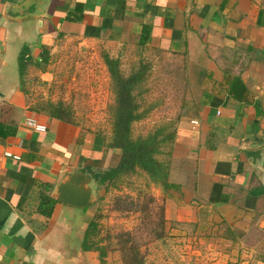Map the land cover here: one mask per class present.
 <instances>
[{
    "label": "crops",
    "instance_id": "1",
    "mask_svg": "<svg viewBox=\"0 0 264 264\" xmlns=\"http://www.w3.org/2000/svg\"><path fill=\"white\" fill-rule=\"evenodd\" d=\"M103 52L124 71L148 63L156 105L137 123L172 120L165 217L180 221L188 247L216 253L197 260L264 264V0H0V264H100L80 248L92 202L55 199L49 215L36 204L40 182L49 194L118 152L104 145L106 126L78 121L105 114ZM234 78L243 89L229 90ZM78 88L96 105L75 107L72 121L39 108L76 102Z\"/></svg>",
    "mask_w": 264,
    "mask_h": 264
},
{
    "label": "trees",
    "instance_id": "2",
    "mask_svg": "<svg viewBox=\"0 0 264 264\" xmlns=\"http://www.w3.org/2000/svg\"><path fill=\"white\" fill-rule=\"evenodd\" d=\"M102 59L108 73V89L111 94L110 101L106 104L109 119V133L106 136L104 145L109 148H117L114 160L105 168L90 170V176L98 188L107 190L117 188L123 179L130 174L143 175L153 183L158 184L163 191L168 192L176 188V184L168 181L167 163L159 155L166 152L173 139L171 129L172 120L160 119L153 122L145 132H134V123L144 119L155 102L145 100L146 78L148 75V63L139 59L127 71L120 68L117 57L102 53ZM25 56L21 53L18 56V67L21 72L25 65ZM243 89L239 78H234L229 90ZM39 108L48 115L57 117L64 121H72L69 105L62 101L45 100L39 104ZM38 201L36 209L44 214L51 213L56 201L48 193L49 184L40 182L38 184ZM96 214L86 223L80 239L81 249H92L96 251L100 264H105V250L101 244V237L97 234ZM160 233L155 234L159 236ZM126 241V240H125ZM125 248V245L122 246ZM125 254H131L133 260L126 264H143L141 258H135L136 252L133 245H128Z\"/></svg>",
    "mask_w": 264,
    "mask_h": 264
},
{
    "label": "rangeland",
    "instance_id": "3",
    "mask_svg": "<svg viewBox=\"0 0 264 264\" xmlns=\"http://www.w3.org/2000/svg\"><path fill=\"white\" fill-rule=\"evenodd\" d=\"M79 56L80 58L84 57V54ZM162 72L164 73V70ZM70 73L67 74V77L70 76ZM145 86L147 89L144 97L145 100H149L150 95L155 96L156 90L152 88V93H150L147 82H145ZM78 91L80 93H78V100L68 104L70 111L74 110L75 107L78 110H88L92 108V105L93 107L96 105L87 101L86 89L78 88ZM164 91L165 88L163 87L161 92ZM109 101L105 102L103 107H101V102L97 104L96 109L99 110L97 114L100 115V111L105 110V114L99 119L87 117L79 118L78 121L92 127L102 125L103 129L106 126L109 130L110 124L106 110V104ZM145 124L136 122L133 125V131L145 132L149 128ZM159 157L163 158L164 153ZM113 160L114 156L112 157ZM164 196L165 191L158 184L138 174L126 176L117 188L107 190L100 188L95 191V198L92 202L94 206L93 215H97L95 219L97 234L95 237H101L100 242L105 250V264L131 263L133 256L125 254L128 245L135 247V258H141L143 264H210L197 260V252L200 250L199 252L206 254L208 258L216 254L214 250L210 247L199 248L195 245L188 247L186 234L181 232L182 224H176L180 221L176 220V223H172L171 219H166ZM171 225L173 226L172 229H170ZM157 233L160 235L155 236ZM192 236H190V241L194 242ZM123 245H125L124 249L122 248ZM215 251H218V248Z\"/></svg>",
    "mask_w": 264,
    "mask_h": 264
},
{
    "label": "water",
    "instance_id": "4",
    "mask_svg": "<svg viewBox=\"0 0 264 264\" xmlns=\"http://www.w3.org/2000/svg\"><path fill=\"white\" fill-rule=\"evenodd\" d=\"M93 178L83 171L76 170L64 175L49 192V195L63 203L85 206L94 201L95 185Z\"/></svg>",
    "mask_w": 264,
    "mask_h": 264
},
{
    "label": "built area",
    "instance_id": "5",
    "mask_svg": "<svg viewBox=\"0 0 264 264\" xmlns=\"http://www.w3.org/2000/svg\"><path fill=\"white\" fill-rule=\"evenodd\" d=\"M24 122L27 123L28 125L32 126V127H35V128H42L43 127V125L36 123L32 117H26ZM4 154L9 155V152L5 151Z\"/></svg>",
    "mask_w": 264,
    "mask_h": 264
}]
</instances>
